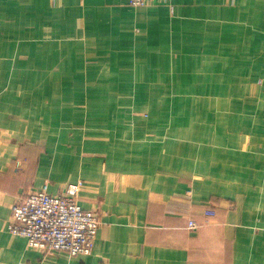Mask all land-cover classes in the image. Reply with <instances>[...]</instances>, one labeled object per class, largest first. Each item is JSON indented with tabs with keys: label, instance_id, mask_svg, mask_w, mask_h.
Listing matches in <instances>:
<instances>
[{
	"label": "crops",
	"instance_id": "0c3cea01",
	"mask_svg": "<svg viewBox=\"0 0 264 264\" xmlns=\"http://www.w3.org/2000/svg\"><path fill=\"white\" fill-rule=\"evenodd\" d=\"M203 90L234 98L220 150L162 100ZM77 181L88 253L8 231ZM0 264H264V0H0Z\"/></svg>",
	"mask_w": 264,
	"mask_h": 264
},
{
	"label": "built area",
	"instance_id": "2783aa9c",
	"mask_svg": "<svg viewBox=\"0 0 264 264\" xmlns=\"http://www.w3.org/2000/svg\"><path fill=\"white\" fill-rule=\"evenodd\" d=\"M149 0H128L130 6H146ZM81 181L67 183L57 194L48 185L23 193L14 199L7 229L24 237L27 246L43 253L64 251L70 256L84 255L91 249L100 219L96 211L83 209L77 195ZM207 215H212L207 211ZM189 229H196L189 220Z\"/></svg>",
	"mask_w": 264,
	"mask_h": 264
},
{
	"label": "rangeland",
	"instance_id": "374dc122",
	"mask_svg": "<svg viewBox=\"0 0 264 264\" xmlns=\"http://www.w3.org/2000/svg\"><path fill=\"white\" fill-rule=\"evenodd\" d=\"M201 68L202 67H197L198 73H194V74L201 75L202 73H207V72L199 71V69ZM94 84L101 85L103 83L98 82L97 84L96 82ZM89 87L93 88V83L86 81L85 88L89 89ZM205 91L206 90H203L202 93H198L199 95H194L191 97H184L181 99L180 98L162 99V100L164 101L170 100L171 102L177 103L178 105L180 104L183 105V107L186 108L188 111V112H184V116L188 119L187 121H189V125L193 124V122H197V125L199 127L198 133H197V136H198L197 142L199 143V149L204 147L205 142L214 140L215 141L214 149L220 150L221 141L223 138V132L225 131V129L221 127L223 125L224 127L226 125H229V127H232L234 123H231V122H235L237 120V115L235 113L236 108L227 107L228 102L231 103V101L234 98H228V99L222 98L220 95L213 97V96H210L209 94H206L208 92H205ZM165 98L167 97L165 96ZM76 100L81 101L83 99H76ZM84 100L85 102L83 104V107H86V105L88 106L92 104V101L94 99L93 97H87ZM160 100L161 98H159L157 102H161ZM201 127H207V128H201ZM189 133L190 131L187 132V135H183V137H189ZM211 136H213L214 139H211ZM33 190L34 189L26 193L32 192Z\"/></svg>",
	"mask_w": 264,
	"mask_h": 264
}]
</instances>
